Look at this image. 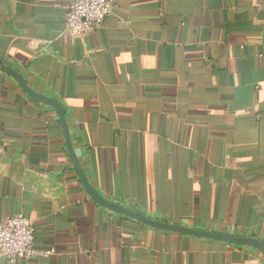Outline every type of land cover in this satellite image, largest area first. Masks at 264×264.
I'll use <instances>...</instances> for the list:
<instances>
[{
    "label": "crops",
    "instance_id": "crops-1",
    "mask_svg": "<svg viewBox=\"0 0 264 264\" xmlns=\"http://www.w3.org/2000/svg\"><path fill=\"white\" fill-rule=\"evenodd\" d=\"M69 1L0 0V60L61 102L89 184L158 222L264 243V0H113L83 37L63 33ZM18 212L55 252L29 264H264L90 200L53 109L0 72V226Z\"/></svg>",
    "mask_w": 264,
    "mask_h": 264
},
{
    "label": "built area",
    "instance_id": "built-area-1",
    "mask_svg": "<svg viewBox=\"0 0 264 264\" xmlns=\"http://www.w3.org/2000/svg\"><path fill=\"white\" fill-rule=\"evenodd\" d=\"M113 0H70L64 18L63 33L83 37L112 14ZM264 42V35H263ZM36 229L18 212L0 226V259L6 264H29L33 259H47L53 249L35 247Z\"/></svg>",
    "mask_w": 264,
    "mask_h": 264
},
{
    "label": "water",
    "instance_id": "water-1",
    "mask_svg": "<svg viewBox=\"0 0 264 264\" xmlns=\"http://www.w3.org/2000/svg\"><path fill=\"white\" fill-rule=\"evenodd\" d=\"M0 72L9 75L13 79L16 80L20 88L33 100L36 102L42 103L46 106H49L53 109L55 112L59 124L61 126L63 137L65 141V146L67 153L70 157L73 169L84 188L86 194L97 205L106 208L112 212L121 214L123 216H126L127 218L133 219L137 222H140L148 227L160 230V231H166V232H173L185 236H195L200 238H206V239H212L216 241H221L229 244H235V245H245L250 246L257 251H259L263 257H264V243L254 239V238H245V237H233L228 235H222V234H215L212 232L207 231H198L191 228H186L182 226H176L168 223L158 222L156 220H153L147 216H144L143 214H140L138 212L131 211L129 209L123 208L119 205L110 203L106 201L104 198H102L96 190L89 184L88 179L78 161V158L73 150L71 140H70V134L69 129L66 121V116L64 112L63 105L61 102H59L56 98H49L44 95L38 94L34 92L31 88L28 87L25 79L21 74L16 72L15 70L8 67L2 60H0Z\"/></svg>",
    "mask_w": 264,
    "mask_h": 264
}]
</instances>
